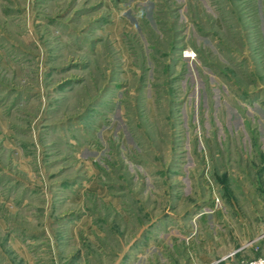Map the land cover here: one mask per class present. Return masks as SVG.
I'll use <instances>...</instances> for the list:
<instances>
[{"label": "rangeland", "instance_id": "obj_1", "mask_svg": "<svg viewBox=\"0 0 264 264\" xmlns=\"http://www.w3.org/2000/svg\"><path fill=\"white\" fill-rule=\"evenodd\" d=\"M88 254H264V0H0V264Z\"/></svg>", "mask_w": 264, "mask_h": 264}, {"label": "crops", "instance_id": "obj_2", "mask_svg": "<svg viewBox=\"0 0 264 264\" xmlns=\"http://www.w3.org/2000/svg\"><path fill=\"white\" fill-rule=\"evenodd\" d=\"M93 244V243H91ZM94 246V244H93ZM94 248H97V246L95 245ZM83 252V251H81ZM89 256L91 255H81L76 259H67L66 261L64 259H62L61 257L57 258L55 256L49 258L48 260L44 259V258H38L37 257V264H91ZM93 264H100L99 262L97 263H93ZM238 264V263H237Z\"/></svg>", "mask_w": 264, "mask_h": 264}, {"label": "built area", "instance_id": "obj_3", "mask_svg": "<svg viewBox=\"0 0 264 264\" xmlns=\"http://www.w3.org/2000/svg\"><path fill=\"white\" fill-rule=\"evenodd\" d=\"M238 264H264V254L249 259H243Z\"/></svg>", "mask_w": 264, "mask_h": 264}]
</instances>
